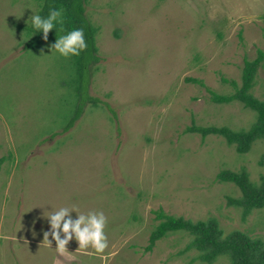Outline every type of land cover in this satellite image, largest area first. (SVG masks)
I'll return each instance as SVG.
<instances>
[{"label":"rangeland","instance_id":"1","mask_svg":"<svg viewBox=\"0 0 264 264\" xmlns=\"http://www.w3.org/2000/svg\"><path fill=\"white\" fill-rule=\"evenodd\" d=\"M38 1L0 0V264H231L199 260L179 231L144 250L157 210L213 218L224 235L264 244V207L242 218L228 203L236 185L215 179L243 167L259 181L264 140L239 154L187 131L255 121L237 100L213 102L206 87L231 94L243 60L264 50V0H87L99 57L89 84L91 63L78 76L74 57L52 48L59 29L26 45ZM249 91L264 101V61ZM61 207L102 211L107 249L84 252L73 238L60 256L51 235L49 248L46 217Z\"/></svg>","mask_w":264,"mask_h":264},{"label":"trees","instance_id":"2","mask_svg":"<svg viewBox=\"0 0 264 264\" xmlns=\"http://www.w3.org/2000/svg\"><path fill=\"white\" fill-rule=\"evenodd\" d=\"M87 0H39L37 15L47 18L51 10H60L63 23L54 22L55 30L60 31L64 36L75 29H82L84 39L87 44L79 56H73L78 76H84L82 64L91 63L90 73H88V84L97 71L96 64L99 62L97 55L96 34L98 27L90 20L86 14ZM32 33L26 45L31 46L43 39L42 31L33 27H28ZM58 36V33H53ZM264 61V50H258L257 56L251 60H243L240 69L239 84L231 81L234 91L231 94H216L211 89L207 91L211 95V100L215 103H229L237 100L244 108H248L255 113V121L247 130H230L226 127L209 128H189L187 131L197 133L202 139L207 136L215 135L223 138L227 145H233L236 152L242 154L249 151L253 142L258 139L264 140V101L254 97L250 89L254 85L256 69ZM191 80V79H186ZM192 81H195L192 79ZM200 83V81H197ZM95 103V102H94ZM113 115L114 113L111 112ZM79 116V112L71 119L68 124L70 128ZM65 130L64 132H66ZM5 157H0V164ZM264 164V154L258 160ZM215 179L218 181H229L236 185L239 190L238 197H228V203H233L241 208V217L249 215L254 208L264 207V175L259 181H252L245 168L237 170L221 169L217 172ZM156 217L158 223L149 231L147 244L144 250L149 251L153 248L156 241L166 237L172 232H184L189 236L184 247L185 250L194 248L197 250V258L201 261L212 263L220 256H226L231 264H264V244L261 240L251 238L239 231H231L223 234L215 219L190 221L181 217H174L168 213L157 210Z\"/></svg>","mask_w":264,"mask_h":264},{"label":"clouds","instance_id":"3","mask_svg":"<svg viewBox=\"0 0 264 264\" xmlns=\"http://www.w3.org/2000/svg\"><path fill=\"white\" fill-rule=\"evenodd\" d=\"M60 10H51L47 18L40 15L32 16V25L35 29L42 31L43 39L47 40L48 33L54 28V22L63 23ZM87 44L84 39L82 29H75L61 36L52 46L61 56H79L85 50ZM77 209L61 207L55 212H51L46 218L50 224V231L44 232V239L47 246L52 248V240L55 241V251L58 255L64 256L70 253L67 245L70 240L75 238L78 248L87 252L93 249L96 253H103L108 247V238L105 233L107 217L100 211H90L87 214H77L76 219H72L70 213ZM61 233L63 238H61ZM51 235L52 240L48 237Z\"/></svg>","mask_w":264,"mask_h":264},{"label":"crops","instance_id":"4","mask_svg":"<svg viewBox=\"0 0 264 264\" xmlns=\"http://www.w3.org/2000/svg\"><path fill=\"white\" fill-rule=\"evenodd\" d=\"M62 264V263H61Z\"/></svg>","mask_w":264,"mask_h":264}]
</instances>
